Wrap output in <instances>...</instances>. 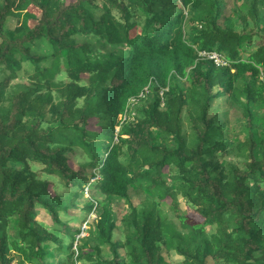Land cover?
<instances>
[{"label":"trees","instance_id":"obj_1","mask_svg":"<svg viewBox=\"0 0 264 264\" xmlns=\"http://www.w3.org/2000/svg\"><path fill=\"white\" fill-rule=\"evenodd\" d=\"M224 1L0 0V264H164V252L179 264H264V0L228 16ZM216 102L242 111L235 148ZM230 151L242 168L221 159ZM96 195L129 211L119 218Z\"/></svg>","mask_w":264,"mask_h":264},{"label":"rangeland","instance_id":"obj_2","mask_svg":"<svg viewBox=\"0 0 264 264\" xmlns=\"http://www.w3.org/2000/svg\"><path fill=\"white\" fill-rule=\"evenodd\" d=\"M69 2V0H66ZM74 1V0H73ZM245 0H225V4H226V12H224L225 16H228L230 13H233L234 9L235 11L239 12L243 3ZM29 12H31L34 17L32 19H30L28 21L29 25L33 26L35 25L36 19L40 16V12L38 9L34 8V7H30L29 8ZM16 26V19L15 18H9L7 20L6 23V29L7 30H13V28ZM239 29H246L243 25L239 24L238 25V29H236L237 31H239ZM44 44L41 43L40 44V48H44ZM247 50L249 49V47H247L245 45V47ZM249 52L251 50H248ZM217 67H227L224 64L221 65H217ZM57 82H66L67 79L62 77L57 78L56 79ZM244 85V80L241 79L239 81V83L237 84V88L242 89ZM149 91V88H145L144 92L145 93H141L140 97H144L145 94ZM241 102L244 100L243 96L240 95V99ZM244 102V101H243ZM220 105L222 107V112L220 113H224V111H226V116L227 118H225L224 124H222L223 128H224V137L230 141V149H232L233 147L235 148L237 143L240 142V140H243L246 136H247V127H246V122L244 119V116L242 114V111L235 107L234 104H230V102H228V104L226 105V103L224 102H216L214 104L215 108H218ZM221 116V115H219ZM183 127H184V132L186 135L189 134V130L187 129V114L184 113V117H183ZM89 128L91 130H96L95 125H90ZM228 149V150H230ZM225 161L229 162V163H233L235 164L237 167L242 168L244 166L245 163V157L244 156H240L238 154H236V151H230V152H226L224 153V155H222V158ZM73 166L75 167V164H73ZM63 190L58 189L57 192L60 193ZM89 198H91L90 195H88V193L85 191L83 196L78 200V209L81 208L82 206L86 205L87 202H90V200H88ZM96 200L98 201H102V203H107L111 206V209L115 212V214L117 216H119V218H121L127 211V205L125 204L124 200L122 199H117V198H113V197H104V196H99L96 195ZM130 199L133 202V204L138 205V204H142L145 202V195L140 192L139 190H130ZM180 201V205H181V209L184 210H188V207L186 206L185 200L180 197L179 198ZM94 203V202H92ZM167 208H165L166 210ZM78 211V212H77ZM80 210H74V212H71V215L76 216L77 214L79 215ZM94 213V212H93ZM90 214V216L88 217L87 220V224L88 225H84L81 231V235L79 237L83 238V237H88V226H90L91 223H93L96 219V215L95 214ZM188 222L194 223L196 221H198V218L195 217V215H193L192 211L188 210ZM65 218V216H63ZM39 221L44 222L46 224L50 223V218L49 216H47L45 213L41 212L39 215ZM169 219L171 221H173V223H175L176 228H178V230L186 233V231H183V229L180 227V222L177 218H173L172 216H169ZM86 224V223H85ZM213 228H208L207 231H211ZM212 232V231H211ZM8 234H9V238L11 239H17V235H18V227H17V219L14 217L12 219H10L9 222V230H8ZM114 240H124L123 237V233L121 231V228H118L115 232H114ZM164 264H179L182 261V257L178 256L175 253H172L171 255H167L164 252ZM107 258V250H104L103 254H102V259H106ZM86 264H102L100 263V261H91V262H87ZM206 264H215V262L212 260L211 257H207L206 258Z\"/></svg>","mask_w":264,"mask_h":264},{"label":"built area","instance_id":"obj_3","mask_svg":"<svg viewBox=\"0 0 264 264\" xmlns=\"http://www.w3.org/2000/svg\"><path fill=\"white\" fill-rule=\"evenodd\" d=\"M199 56L202 59L213 61L216 65L227 64L224 58L217 52H200ZM132 102H135V100H132Z\"/></svg>","mask_w":264,"mask_h":264},{"label":"clouds","instance_id":"obj_4","mask_svg":"<svg viewBox=\"0 0 264 264\" xmlns=\"http://www.w3.org/2000/svg\"><path fill=\"white\" fill-rule=\"evenodd\" d=\"M201 52H216V51H201ZM199 53L200 52H198V55H199ZM219 54V53H218ZM222 56V55H221ZM200 57V56H199ZM223 57V56H222ZM201 58V57H200ZM224 58V57H223ZM206 60V59H205ZM224 60L226 61V63H228V61L224 58ZM209 61H211V60H209ZM213 62V61H212ZM214 63V62H213ZM215 64V63H214ZM229 64V63H228ZM228 64H226V66L228 65ZM261 80H263L264 81V78L262 77L261 78Z\"/></svg>","mask_w":264,"mask_h":264}]
</instances>
